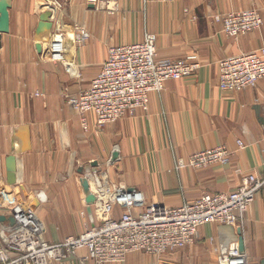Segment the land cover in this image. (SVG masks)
Returning a JSON list of instances; mask_svg holds the SVG:
<instances>
[{
  "label": "crops",
  "instance_id": "0c3cea01",
  "mask_svg": "<svg viewBox=\"0 0 264 264\" xmlns=\"http://www.w3.org/2000/svg\"><path fill=\"white\" fill-rule=\"evenodd\" d=\"M50 1L10 0L9 31L0 35V185L19 201L34 205L47 242L77 236L93 220L80 185L90 173L135 189L145 205L171 208L203 193L234 191L246 174L264 177V80L238 93L218 88V61L264 46V0H117L119 11L111 15L95 10L92 0H59L64 7L65 59L79 78L69 74L66 65L44 60L36 50L37 43L43 49L51 38L53 21L42 20L50 12ZM245 9L258 11L261 28L238 39L227 38L213 17ZM79 22L90 34L82 47L71 39ZM146 33L156 35L158 57L196 55L198 70L191 77L167 81L161 93H151L147 112L136 111L101 131H96L93 115L86 114L84 131L67 97L90 86L108 47L138 43ZM236 141L244 148L238 149ZM217 146L232 153L228 165L175 169L177 159ZM37 193L45 194L46 202L37 203ZM90 209L95 216L93 205ZM121 212L116 207L114 218ZM9 226L8 221L0 222V229ZM219 227H201L198 241L170 252L168 264H184L177 260L181 254L184 260L191 258L193 247H205L209 239L215 249L236 243L237 230L249 264H262L264 187L240 229L233 227L230 235L220 233ZM79 254L85 256L84 251ZM144 260L143 254H133L124 264ZM52 264L77 262L69 258Z\"/></svg>",
  "mask_w": 264,
  "mask_h": 264
},
{
  "label": "built area",
  "instance_id": "2783aa9c",
  "mask_svg": "<svg viewBox=\"0 0 264 264\" xmlns=\"http://www.w3.org/2000/svg\"><path fill=\"white\" fill-rule=\"evenodd\" d=\"M91 4L95 10L109 15L119 11L117 0H92ZM49 5L53 31L41 57L66 65L69 74L79 78V73L65 59L66 32L61 26L63 4L51 0ZM213 20L221 22V32L231 39L258 31L262 25L255 9L226 13ZM89 38L85 25L75 23L71 37L74 46H84ZM156 40L155 34L146 33L138 43L108 47L106 58L90 86L67 97L68 106L81 117L84 131H87L86 114L93 115L94 127L101 131L136 111L147 112L149 95L161 93L167 81L185 79L196 73L200 66L196 55L182 59L160 58ZM262 80L264 46L218 61L220 91L238 93L254 88ZM236 146L244 148L242 141H236ZM231 154L225 146L213 147L177 159L175 169L223 167L229 164ZM87 179L96 196L93 220L77 236L52 244L44 239V224L34 205L19 201L0 185V216L14 221V225L0 229V264H52L69 258L77 264H124L133 254L159 257L192 245L199 236V229L205 225L240 229L257 192L264 187V177L249 173L242 177L234 191L203 193L189 203L171 208L157 203L145 205L141 193L111 184L99 175L90 173ZM34 199L37 203L46 202L43 193L35 194ZM116 207L122 209L118 219L113 216ZM80 251H84L85 256H81ZM215 251L217 264H249L237 243L219 246Z\"/></svg>",
  "mask_w": 264,
  "mask_h": 264
},
{
  "label": "water",
  "instance_id": "95a60500",
  "mask_svg": "<svg viewBox=\"0 0 264 264\" xmlns=\"http://www.w3.org/2000/svg\"><path fill=\"white\" fill-rule=\"evenodd\" d=\"M9 8H10V0H0V35L1 34H6L9 31V14H8V9ZM50 16H51L50 12H46L42 16L43 22H46V20H48V18H50ZM42 24H44V23H42ZM47 27H48L47 25L44 26V28H46V29H47ZM36 50H37L38 53L41 54L42 47H41L40 43L36 44ZM254 109L256 111L259 110L258 107H255ZM116 157H117V153H114L113 154V158L115 159ZM13 161L14 160H13L12 157H10L8 159V163L10 165H12ZM7 184L9 186L14 184L11 171H9V173L7 175ZM80 185H81V189H82V193H83V196H84L85 203L88 206L87 211H88V213H90V207L92 205H94V203L96 202V196L91 192L89 181H88L86 176H84V177H82L80 179ZM134 190L135 189H133V188L129 189V191H134ZM4 221H8L10 226L14 225V221H13V219L11 217L1 216L0 217V222H4ZM218 230H219L220 233H227V234H230V235L233 234V232H234L233 227L227 226V225L220 226ZM237 235H238V237L236 239H234L233 241L238 244L239 252L240 253H245L244 252L243 239L240 236V230H237ZM86 264H88V263L86 262ZM262 264H264V262Z\"/></svg>",
  "mask_w": 264,
  "mask_h": 264
},
{
  "label": "rangeland",
  "instance_id": "374dc122",
  "mask_svg": "<svg viewBox=\"0 0 264 264\" xmlns=\"http://www.w3.org/2000/svg\"><path fill=\"white\" fill-rule=\"evenodd\" d=\"M168 59V58H167ZM215 167V166H214ZM211 168V167H210ZM45 195V194H44ZM46 196V195H45ZM32 204V203H31ZM33 205V204H32ZM88 212V211H87ZM91 209L90 213H88L90 216V220L94 217H91ZM38 214V213H37ZM39 216V215H38ZM41 219V218H40ZM41 222L44 224V222L41 219ZM53 241V240H51ZM196 240L195 242H197ZM55 242V241H54ZM62 242V241H61ZM51 243V242H49ZM53 243V242H52ZM51 243V244H52ZM193 246V245H192ZM193 250L195 251L194 254L191 256V258H187L186 260L183 259V255L181 254V258L177 259L179 262H183L184 264H215V247L212 246V243L209 242L205 244V247H202L201 245H197L193 247ZM181 252V251H180ZM172 253H165L159 257H152L148 255H144L146 260L142 261V264H168L167 260L169 259V255ZM179 257V256H178ZM188 257V256H187ZM151 260V261H150ZM150 261V263H149ZM216 264H217V258H216Z\"/></svg>",
  "mask_w": 264,
  "mask_h": 264
}]
</instances>
